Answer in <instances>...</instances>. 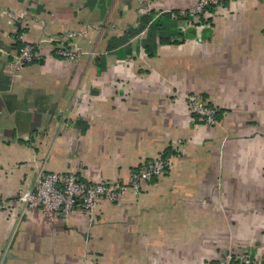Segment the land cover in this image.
<instances>
[{"label":"crops","instance_id":"obj_1","mask_svg":"<svg viewBox=\"0 0 264 264\" xmlns=\"http://www.w3.org/2000/svg\"><path fill=\"white\" fill-rule=\"evenodd\" d=\"M196 1L0 0V264H264V0L198 26ZM166 13L176 25L148 36ZM29 43L38 57L15 67ZM193 91L217 124L190 114ZM165 148L162 176L91 212L20 199L40 172L123 182Z\"/></svg>","mask_w":264,"mask_h":264},{"label":"built area","instance_id":"obj_2","mask_svg":"<svg viewBox=\"0 0 264 264\" xmlns=\"http://www.w3.org/2000/svg\"><path fill=\"white\" fill-rule=\"evenodd\" d=\"M225 1L197 0L188 12V15L192 17L191 22L194 23L200 15H205L208 7L219 6ZM183 26H180L181 29H183ZM56 41V53L65 59L73 60L81 51L80 47H74L64 36L57 37ZM0 53L4 56L11 55L8 50L2 48H0ZM37 57L36 46L30 43L25 44L15 55H12L13 65L20 67ZM186 103L189 111L195 114L198 120H203L210 126L217 124L216 109L208 106L202 96L189 93L186 95ZM166 166L167 162L157 156L145 167L131 171L129 179L123 182L83 181L72 171L64 174L40 172L35 177L30 190L21 193L20 199L31 207H41L50 212L60 211L64 215L70 214L77 203L81 202L83 210L91 212L101 201L116 202L128 189L137 191L142 182L148 181L152 177H160ZM3 204L4 201L0 200V207ZM219 264H252V260L247 255L238 257L233 252H227L220 259Z\"/></svg>","mask_w":264,"mask_h":264},{"label":"trees","instance_id":"obj_3","mask_svg":"<svg viewBox=\"0 0 264 264\" xmlns=\"http://www.w3.org/2000/svg\"><path fill=\"white\" fill-rule=\"evenodd\" d=\"M215 7H216V6H210V7H208L207 13H206L205 15H200L199 18H198V20L194 22V25H197V26H198V25H201V24L204 23V22H207V21L209 20V19H208V15L210 14V12H212V11L215 9ZM186 19H187V20H192V17H190V16L188 15ZM145 23H146V21H145ZM174 25H176V20H173V19H172L171 14H170V13L163 14L162 16L157 17L155 20H153V21L151 22V24L149 25V28H148V33H149L148 36H152V34L154 33V30H157V29H165V30L168 29V30H170V28H173ZM175 33H176V32H175ZM175 33H174V34H175ZM176 38H177V37H176ZM178 40H180V39L177 38V39H175L172 43H179ZM146 46H147V45H146ZM154 52H155V51L152 50L150 46H147V53H148V54H153ZM189 93H196V94L202 96V98L206 101V103H207L208 106H211V107H213V108L216 109L217 120H219V118L221 117V115L224 113V110H221V109L215 107L213 104H210V103L207 101V99H205V97H204L201 93H199V92H195V91H193V92H189ZM189 93H188V94H189ZM188 110H189V108H188ZM189 112H190V111H189ZM190 114L198 120V117H197L195 114H193V113H191V112H190ZM198 121L201 122V123H203V124H206L205 121H203V120H198ZM172 154L174 155L175 152H172V151L170 150V148H165L162 152H160V153L158 154V157H160L162 160H165V161L168 163L167 166H166L165 169H164V172H165V170L168 168V166H169V164H170V162H169V158H170V156H171ZM153 159H154V158H153ZM153 159H151V160H153ZM151 160L148 161L147 163L151 162ZM147 163H146V164H147ZM146 164H145L144 166H142V167H145ZM142 167H141V168H142ZM141 168H140V169H141ZM138 170H139V169H138ZM162 175H163V174H162ZM162 175H161V176H162ZM155 178H157V177H153V179H155ZM79 179H80V178H79ZM153 179H152V180H153ZM80 180H81V179H80ZM83 181H84V180H83Z\"/></svg>","mask_w":264,"mask_h":264}]
</instances>
